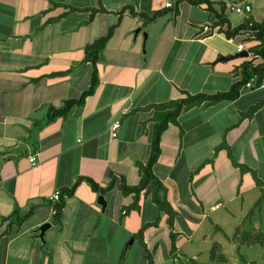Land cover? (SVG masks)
Segmentation results:
<instances>
[{"label": "crops", "instance_id": "0c3cea01", "mask_svg": "<svg viewBox=\"0 0 264 264\" xmlns=\"http://www.w3.org/2000/svg\"><path fill=\"white\" fill-rule=\"evenodd\" d=\"M166 1L0 0V264H147L134 235L156 220L158 207L143 194L139 210L125 214L134 196L118 185L140 180L138 162L151 153L154 111L125 115L175 99L181 90L227 91L242 79L240 65L254 58L239 55L249 44L237 51V42L214 27L216 17L204 7L180 0L172 8ZM210 1L219 10L227 0ZM248 1L252 12L240 23L264 20V5ZM145 18L152 19L146 24ZM111 28L97 63L95 93L48 121L51 107L90 86L93 66L83 62L85 48ZM118 118L122 127L113 137L111 124ZM223 142L264 187L263 86H244L233 101L185 110L179 125L162 134L154 172L177 212L178 240L188 237L178 251L195 239L206 249L222 246L217 233L235 232L260 196L253 173L234 165L220 148ZM80 176L102 187L114 183L103 194L106 209L98 203L101 193L83 180L55 224L48 196ZM160 216L143 239L156 264L160 248L172 260L171 228L166 214ZM258 218L255 226L264 228V214ZM46 222L51 227L43 242L40 226ZM136 242L141 250L131 261ZM189 253L191 259L198 255Z\"/></svg>", "mask_w": 264, "mask_h": 264}, {"label": "trees", "instance_id": "16d2710c", "mask_svg": "<svg viewBox=\"0 0 264 264\" xmlns=\"http://www.w3.org/2000/svg\"><path fill=\"white\" fill-rule=\"evenodd\" d=\"M192 5H200L207 11L215 15L216 19L214 27H218L219 32L225 34L227 38H234L236 42H243L249 44L247 47L248 58L251 54L254 55L253 59H246L239 67L242 72V79L233 83L231 88L227 91H220L217 93H190L187 90H181L179 97L171 99L162 103H153L147 107L136 108L128 112L127 115L134 114L139 110H153L152 121L154 122V130L152 135L151 153L149 158L145 161H139L138 167L141 173L140 180L135 185H128L124 179H122L118 185L122 194L133 195V202L126 206L124 209L125 214L139 210L140 200L142 195L150 196L151 200L156 204L159 210V215L153 222L146 223L134 236L140 241V244L144 248L147 264H156L154 252L149 250L144 242V231L151 227L158 225L161 219L160 214L165 213L167 216V223L171 228V249L170 256L173 260L178 257V246L185 240L187 236L184 234L182 238L178 240V235L175 229V218L177 215L174 206L167 198V188L161 179L154 172V165L157 163L161 154V137L164 131L170 125H179V116L185 111L202 105L210 106L223 101H233L240 96L242 88L253 77H257L258 84L264 80V20L256 21L253 17L245 18L244 21L238 25H232L226 9L222 3H218L220 9H215L216 3L210 0H188ZM134 12L133 9H130ZM152 18H145L147 24ZM113 28L108 33L97 39L92 44L85 48V56L83 62H90L93 66L92 79L90 86L84 90L78 98L67 100L60 108L51 107L49 110L47 120L51 121L57 117L65 116L72 107L82 106L86 99L93 95L99 83L98 75V60L100 52L106 46L108 40L112 36ZM246 49V48H245ZM221 149H226L231 157L235 166L240 168L241 172L251 171L255 177L257 186L260 188V196L255 202L254 206L248 211L244 217L242 223L237 227L232 240L236 243L237 249L240 250L243 246H264V228L256 227L255 223L261 214H264V187L259 178L256 177V173L249 167L238 163L232 156L231 149L223 142L220 145ZM86 180L92 186V189L98 193L105 194L110 190L114 183L112 182L107 187H102L99 183L95 182L90 177L80 176L74 185L71 187H63L60 189V199L54 205L55 212L53 214V220L55 224H61L63 218V210L68 197L74 195L76 187L81 181ZM16 213V212H15ZM13 213L11 219L15 215ZM23 219L21 217L16 218V222L20 223ZM221 230L220 227H216ZM211 264H224L228 258L223 252L222 246L219 243H214L210 249ZM244 259V258H243ZM245 260V259H244Z\"/></svg>", "mask_w": 264, "mask_h": 264}, {"label": "rangeland", "instance_id": "374dc122", "mask_svg": "<svg viewBox=\"0 0 264 264\" xmlns=\"http://www.w3.org/2000/svg\"><path fill=\"white\" fill-rule=\"evenodd\" d=\"M259 2L261 3V5H264V0H259ZM227 15L229 16V19L234 25H238L242 20L243 17L242 15L244 14L227 10ZM133 217H137V215L134 214ZM136 224L137 223H135V225ZM234 234L235 232L230 233L229 231L217 233L216 238H218L217 240H220L223 243L222 249L228 258L227 262L224 264H264V246H260V245L244 246L240 250H238L236 243L232 240ZM199 241H200L199 239H195L194 242H189L186 245L192 247V249H188L186 248V246H184V248H181L178 251L180 256L178 258H175V260L165 259L164 249L160 248L157 252V257H156L157 263L158 264H211L210 248L206 249L204 246L200 245ZM139 249H140L139 242H136L135 246L132 249L133 252L130 253L131 256L129 259L131 261H134L133 259L137 258V253ZM185 252L188 253L192 252L195 255L196 253H198V255H196L195 258L191 259L192 257L190 253L188 254Z\"/></svg>", "mask_w": 264, "mask_h": 264}, {"label": "built area", "instance_id": "2783aa9c", "mask_svg": "<svg viewBox=\"0 0 264 264\" xmlns=\"http://www.w3.org/2000/svg\"><path fill=\"white\" fill-rule=\"evenodd\" d=\"M180 0H167L166 1V6L167 7H175ZM223 6L226 10L234 11L236 13L240 14H248L252 12V4L248 0H227L223 3ZM231 41H235L234 38H230ZM236 49L237 51H242L245 49V45L243 42H237L236 43ZM247 87H258V86H263L264 87V82L258 84V79L257 77H253L249 82L245 84ZM122 127V121L120 118L115 119L113 123L111 124V131H112V136L117 137L119 134V131ZM36 155L30 156V161L35 164L36 163ZM60 199V190L54 191L51 195L48 196V201L55 205Z\"/></svg>", "mask_w": 264, "mask_h": 264}, {"label": "water", "instance_id": "95a60500", "mask_svg": "<svg viewBox=\"0 0 264 264\" xmlns=\"http://www.w3.org/2000/svg\"><path fill=\"white\" fill-rule=\"evenodd\" d=\"M242 54H245V55H248V52L245 51V52H240L239 55H242ZM98 203L102 206V210L104 211L107 207V201H106V197L105 195L103 194H100L98 196ZM51 227V223L50 222H46L44 223L43 225L40 226V238L43 240L44 242V234L46 232V230L48 228Z\"/></svg>", "mask_w": 264, "mask_h": 264}]
</instances>
